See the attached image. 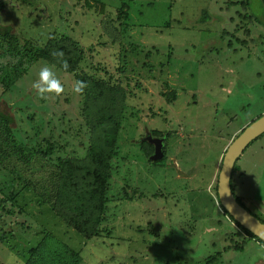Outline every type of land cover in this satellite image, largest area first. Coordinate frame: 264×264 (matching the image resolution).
Listing matches in <instances>:
<instances>
[{
  "label": "rangeland",
  "instance_id": "374dc122",
  "mask_svg": "<svg viewBox=\"0 0 264 264\" xmlns=\"http://www.w3.org/2000/svg\"><path fill=\"white\" fill-rule=\"evenodd\" d=\"M123 2L129 4L125 23L119 19ZM90 5L0 0V26H11L22 51L65 39L83 56L79 71L125 92L119 154L108 181L109 217L101 227L111 230L87 239L49 212L57 157L86 161L95 139L82 115L78 70L57 61H34L26 69L0 62V111L13 120L0 123V264H37L36 249L38 264H207L242 242L215 186L228 147L264 114V0ZM146 133L168 139L164 163L149 160L154 148L143 141ZM48 140L57 153L32 156L31 148L45 149ZM22 146L31 151L27 159ZM232 186L264 220V136L237 161ZM43 232L78 250L81 262L42 247ZM218 264H264V246L247 241L242 250L223 252Z\"/></svg>",
  "mask_w": 264,
  "mask_h": 264
},
{
  "label": "trees",
  "instance_id": "16d2710c",
  "mask_svg": "<svg viewBox=\"0 0 264 264\" xmlns=\"http://www.w3.org/2000/svg\"><path fill=\"white\" fill-rule=\"evenodd\" d=\"M98 3L100 2L96 1V4ZM86 4L91 6L90 0H86ZM102 5L104 8V4ZM128 8V3L123 2L121 4L119 19H122L123 23L127 22L129 19ZM201 21H206V17ZM11 32V26H0V47L2 46L3 48V55H0V62L6 63L3 67L5 66L6 68H9L12 66L11 64H14L15 66H21L26 69L27 64H32L34 61L38 60H46L49 63L57 61V66H63L64 64L72 71L77 72L78 70L76 75L77 83L81 85L80 91L84 95V100L86 101L83 100L84 109L82 115L86 117L85 126L89 130L91 129L90 131H92L95 136V139L89 141L91 149L89 152L90 158L88 160L83 161L77 156L57 157L55 163L56 172L54 173V177L56 178L54 182L55 189L51 196L52 202H48V204L51 205L49 210L50 215L54 218H58L66 226L72 228L78 234L87 239L94 236V233L100 234L106 231L107 234H109L111 230L110 228L101 227L105 221H108L109 217V200H107L108 181L110 179L109 177H111V161L119 154L117 144L120 132L123 128L122 120L124 117V108H126L127 96L122 88L110 86L106 82L97 81L92 75L86 73L82 69L79 71L78 67H80L83 56L71 50L70 44H66L65 39L59 42H50L49 45L42 49H38L31 45L25 49L26 51H22V47L17 46L16 48L15 45L17 40L14 37H11ZM12 39L14 41H12ZM53 43L60 46L61 50H56L52 46ZM23 53H25L24 56ZM55 53H57L58 56H55ZM260 117L261 115L257 119ZM12 121L11 116L0 111V123H4L8 126L11 125ZM98 139L102 142L103 146L99 145L97 142ZM253 143L254 142L251 144ZM27 151H32V156L37 155L43 159H48L51 155L57 153L55 144L51 143L49 140L46 143L45 149H43L41 145H37L32 147L30 151L25 146H22L21 155L23 156ZM165 158L166 155L161 160L154 163L162 164L165 162ZM31 159L32 158H30V160ZM232 189L235 194L233 186ZM215 191L218 200L217 184L215 186ZM23 199L25 200V194H23ZM125 199L126 198H124V200ZM237 200L243 207H245L238 197ZM221 209L223 210V213L229 217L228 219L240 229L241 235H239L240 232L237 235L242 238L241 243L227 246L223 252L233 249L242 250L246 242L252 240L257 241L264 246L262 240L240 226L222 207ZM106 215L107 218L105 217ZM111 216L112 215H110V217ZM261 221L264 223V220ZM110 224L112 226L111 221ZM43 233L44 239L42 241V247H45L50 251L54 250V252L60 251L70 254L72 256V261L75 263L81 262L82 256L78 250L59 240L52 232ZM242 234L244 236H242ZM37 250L38 249L32 251L34 254L32 259L38 264L40 259L38 260ZM223 252H218L215 256L209 258L207 264L220 263L223 257ZM26 264L34 263L31 261Z\"/></svg>",
  "mask_w": 264,
  "mask_h": 264
},
{
  "label": "water",
  "instance_id": "95a60500",
  "mask_svg": "<svg viewBox=\"0 0 264 264\" xmlns=\"http://www.w3.org/2000/svg\"><path fill=\"white\" fill-rule=\"evenodd\" d=\"M264 135V114L240 133L226 150L218 175L217 195L221 207L244 229L264 242V223L243 207L237 200L232 189V178L235 165L248 146ZM143 141L154 146V153L149 160L159 161L164 156L165 138H153L148 135Z\"/></svg>",
  "mask_w": 264,
  "mask_h": 264
},
{
  "label": "flooded vegetation",
  "instance_id": "af4514ba",
  "mask_svg": "<svg viewBox=\"0 0 264 264\" xmlns=\"http://www.w3.org/2000/svg\"><path fill=\"white\" fill-rule=\"evenodd\" d=\"M148 135H151L153 138H159V137H156V136H153L152 134H149V133H146V136H148ZM149 143V142H148ZM149 144H151V143H149ZM152 145V144H151ZM154 147V146H153Z\"/></svg>",
  "mask_w": 264,
  "mask_h": 264
},
{
  "label": "clouds",
  "instance_id": "9594fccd",
  "mask_svg": "<svg viewBox=\"0 0 264 264\" xmlns=\"http://www.w3.org/2000/svg\"><path fill=\"white\" fill-rule=\"evenodd\" d=\"M159 138H165V137H159ZM165 143V142H164Z\"/></svg>",
  "mask_w": 264,
  "mask_h": 264
}]
</instances>
